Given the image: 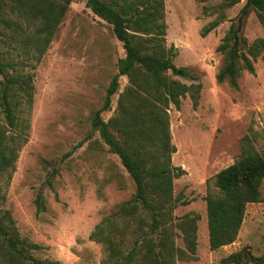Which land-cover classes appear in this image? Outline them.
I'll return each mask as SVG.
<instances>
[{
  "label": "rangeland",
  "instance_id": "1",
  "mask_svg": "<svg viewBox=\"0 0 264 264\" xmlns=\"http://www.w3.org/2000/svg\"><path fill=\"white\" fill-rule=\"evenodd\" d=\"M231 1L164 0L165 47L173 46L169 52L173 64L188 75L165 74L186 85L195 82L191 77L201 84L196 107L187 94L179 109L173 104L167 109L175 147L171 163L184 170L173 179V196L188 201L177 205L172 216L199 215L195 258L176 264H223L222 259L238 251L264 255V179L261 200L246 205L235 241L213 251L208 244L204 197L216 191L214 176L240 155L244 143L264 154V52L252 60L253 73L241 71L236 88L215 78L224 62L217 47L245 3L238 0L230 5ZM6 18L14 17L6 14ZM217 19L218 26L201 37L202 27ZM15 21L17 26L0 28V59L32 74L33 98L29 111L21 114L29 127L14 170L9 179H0V222L7 223L2 214L9 211L19 239L39 245L28 252L35 259L100 264L105 255L102 245L88 236L135 191L118 156L91 124L125 51L111 26L94 15L85 0L70 3L39 61L27 42L34 28ZM239 36L247 45L264 37L252 9L243 18ZM229 50L234 51L232 57L250 58L242 44ZM118 82L110 108L100 114L104 121L116 114L119 94L129 86L125 75ZM0 124L6 126L1 112ZM39 192L45 205L41 212L35 205ZM175 243L184 249L180 236Z\"/></svg>",
  "mask_w": 264,
  "mask_h": 264
},
{
  "label": "trees",
  "instance_id": "2",
  "mask_svg": "<svg viewBox=\"0 0 264 264\" xmlns=\"http://www.w3.org/2000/svg\"><path fill=\"white\" fill-rule=\"evenodd\" d=\"M72 1L0 0V28L17 26L16 19L31 25L34 31L27 42L39 61ZM237 2L232 0L229 4ZM85 5L111 26L125 51V56L117 61V73L107 87L104 104L94 112L91 124L135 184L131 198L97 223L88 238L102 245L105 255L100 264H176L194 259L199 215L172 216L177 205L188 201L180 195L173 196V179L184 174V170L171 163L175 147L171 143L167 109L169 104L179 109L181 98L187 94L196 107L201 84L191 77L195 82L186 85L165 74L171 71L188 75L184 68L173 64L169 54L173 46L165 47L164 0H85ZM249 9L264 29V0H245L236 23L231 21L217 47L224 62L216 81H227L234 88L241 71L253 73L252 60L264 52V37L248 45L240 39L243 18ZM6 14H11L13 20L6 18ZM219 23L217 19L202 27L200 36L205 37ZM241 44L251 59L246 54L231 56L229 48ZM123 75L127 76L129 86L119 94L116 114L104 121L100 114L110 108L111 96L119 89L118 78ZM0 77V112L6 125L0 124V179H9L17 153L26 140L29 125L21 114L28 112L32 104L33 84L32 74L22 73L1 59ZM263 179L264 154L246 143L241 146L240 155L216 173V191H208L204 197L210 250L235 241L246 205L261 200ZM35 205L37 212L45 208L41 192L37 193ZM2 218L7 223L0 222V264H60L33 258L28 252L40 248L39 245L19 239L9 211L3 212ZM179 236L184 249L175 243ZM221 262L264 264V255L238 251Z\"/></svg>",
  "mask_w": 264,
  "mask_h": 264
},
{
  "label": "water",
  "instance_id": "3",
  "mask_svg": "<svg viewBox=\"0 0 264 264\" xmlns=\"http://www.w3.org/2000/svg\"><path fill=\"white\" fill-rule=\"evenodd\" d=\"M234 55V51H231V56H233Z\"/></svg>",
  "mask_w": 264,
  "mask_h": 264
}]
</instances>
